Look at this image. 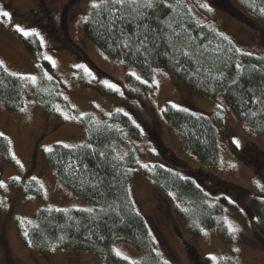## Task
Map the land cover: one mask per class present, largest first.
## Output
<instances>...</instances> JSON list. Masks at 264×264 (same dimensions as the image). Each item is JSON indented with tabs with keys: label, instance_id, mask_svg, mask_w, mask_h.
<instances>
[{
	"label": "rangeland",
	"instance_id": "obj_1",
	"mask_svg": "<svg viewBox=\"0 0 264 264\" xmlns=\"http://www.w3.org/2000/svg\"><path fill=\"white\" fill-rule=\"evenodd\" d=\"M99 1L0 0V11L9 13L8 17L0 16V62L10 73L24 79L21 107L9 110L0 101V134L7 138L11 155L9 160L0 158V182L4 185L0 187V264H105L86 250L37 251L22 240L21 234L26 224L33 221L38 207H94L90 200L73 193L60 181L42 159V152L56 142H86L84 131L77 124L78 116L84 112L103 118L117 109H132L131 115L142 129L141 136L119 144L117 153L121 155L128 148L135 151L129 191L147 220L160 258L167 264H216L221 258H231L235 264H264V240L256 233L245 202V195L250 192L264 194V133L241 122L222 94L207 97L191 91L160 65L154 69L149 91H128V73L134 72L141 81L146 79L126 60L105 54L82 31L84 18L92 4ZM188 4L197 19L229 38L238 50L264 53V26L237 14L231 0H188ZM17 26L38 33L42 44L39 51L31 55L26 50ZM63 26L95 67L85 65L83 58L68 48L56 45V31L60 39L70 40L60 32ZM39 60L49 62L48 75L57 80L59 99L50 114L43 111L28 84L32 81L28 77L36 76ZM79 71L86 73L84 81L79 79ZM106 76L116 81L114 85L121 95L114 98L110 94L114 89L105 83ZM153 80L158 81V86ZM97 87L107 89L111 96L100 94ZM166 104L203 113L220 112L223 121L218 129L219 160L215 166H205L181 146L164 115ZM229 142L239 148L240 157L245 160L230 150ZM155 161L174 165L192 176L212 199L221 194L229 197L230 204L221 215L226 224L224 232L220 233L216 225L202 229L198 235L187 231L175 212L179 205L177 196L155 189L141 171ZM260 163L261 178L255 173ZM32 177L41 185L40 196L21 186L22 180ZM114 249L130 261L140 256V251L124 240L115 242Z\"/></svg>",
	"mask_w": 264,
	"mask_h": 264
},
{
	"label": "trees",
	"instance_id": "obj_2",
	"mask_svg": "<svg viewBox=\"0 0 264 264\" xmlns=\"http://www.w3.org/2000/svg\"><path fill=\"white\" fill-rule=\"evenodd\" d=\"M100 3L101 0L97 4ZM231 5L237 14L253 18L264 26V0H231ZM140 12L142 15L133 12L131 7L107 3L99 8L91 7L82 22L83 33L105 54L126 60L148 81L142 83L128 73V91H149L154 69L160 65L191 91L207 97L222 94L228 108L241 122L264 133V53L238 50L229 38L197 19L188 0H155L152 8H142ZM60 32L68 37L64 26ZM19 33L31 55L41 49L39 35ZM53 38L56 45L83 58L85 65L94 66L69 37L66 42L56 31ZM125 43L129 46L124 47ZM185 52L189 55H184ZM50 68L48 61L39 60L36 80L28 83L47 114L55 111L59 99L56 78H48ZM78 74L84 81L86 73L79 71ZM106 77L107 82L112 81ZM115 82L109 83L117 84ZM23 84L21 76L10 73L0 63V101L7 109L22 106ZM117 89L110 93L114 98L121 95ZM97 90L111 96L107 89L97 87ZM131 110L117 109L103 118L84 112L78 116L77 124L82 127L86 142L70 147L56 142L49 147L51 152L46 149L42 152V159L60 181L73 193L90 200L94 207H38L33 221L26 224L21 234L24 242L45 253L55 249L90 251L105 264H165L155 248L147 220L135 206L129 191V179L136 165L135 151L128 148L121 155L117 153L119 146L130 137L142 135ZM164 115L184 149L207 167L217 164L218 129L223 121L218 110L203 113L166 104ZM229 146L237 157L245 160L233 142H229ZM10 157L8 140L0 135V158L9 160ZM260 166L262 163L255 172L259 178L263 172ZM141 171L155 189L177 196L179 205L175 212L190 234L198 235L202 229L213 225L220 233L224 232L226 224L221 215L230 204L227 195L212 199L195 178L161 161L146 165ZM21 183L33 195L42 194L37 180L24 179ZM245 202L254 229L264 240V194L250 192L245 195ZM119 240L135 246L140 251L139 258L130 261L117 255L114 244ZM216 264L235 262L221 258Z\"/></svg>",
	"mask_w": 264,
	"mask_h": 264
},
{
	"label": "snow or ice",
	"instance_id": "obj_3",
	"mask_svg": "<svg viewBox=\"0 0 264 264\" xmlns=\"http://www.w3.org/2000/svg\"><path fill=\"white\" fill-rule=\"evenodd\" d=\"M107 3H111L112 5H119L121 8H125V7H131L132 8V11L137 13L138 15H142V13L140 12V9L144 8H152L154 6V3H155V0H101V3L100 4H97V3H93L92 4V7L93 8H99L101 7L102 5L104 4H107ZM206 7V5H204ZM0 16H3V17H8L9 16V13L7 11H0ZM17 30L18 31H21L25 36H28V35H32V34H36L38 35V33H30V32H27L25 30H23L22 28H20L19 26H17ZM145 41H141V44H144ZM129 44L128 43H125L124 44V47H128ZM184 55H189V53L185 52ZM46 59H51L50 57H46ZM2 63V62H0ZM130 75L132 76H135V78L137 80H140L141 78L139 76H137L134 72L133 73H130ZM49 79H51V77L49 76L48 77ZM28 79H31L33 82H35L36 80V77L35 76H32V77H28ZM142 83H145L147 84L148 81L147 80H144V81H141ZM105 83L113 88V89H116L118 91V89L116 88V85L114 84H110L109 82L105 81ZM153 83L157 84L158 86V81H155L153 80ZM173 107H176V105H173ZM119 111V110H118ZM66 119L68 118L67 116L65 117ZM2 135V134H0ZM234 143H236L237 145L239 144V141H234ZM64 147H70L69 145H64ZM46 151H49L51 152L52 149L48 148L46 149ZM17 163H20L18 160H17ZM14 179L16 180H19V177H15ZM33 180H36L37 178L36 177H32ZM4 186L3 185V182H0V187ZM25 235H27V232L25 233ZM117 255H120V253L117 251ZM125 259H127V257H125ZM213 259H215V257H213ZM165 264H167V262H165Z\"/></svg>",
	"mask_w": 264,
	"mask_h": 264
}]
</instances>
